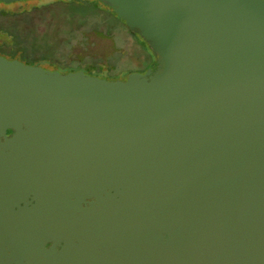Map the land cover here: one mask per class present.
Segmentation results:
<instances>
[{"label":"water","instance_id":"1","mask_svg":"<svg viewBox=\"0 0 264 264\" xmlns=\"http://www.w3.org/2000/svg\"><path fill=\"white\" fill-rule=\"evenodd\" d=\"M98 1L161 69L110 81L0 55V136H65L67 149L112 136L115 195L163 200L170 239L150 257L264 264V0ZM134 250L73 228L0 229V264H145Z\"/></svg>","mask_w":264,"mask_h":264},{"label":"flooded vegetation","instance_id":"2","mask_svg":"<svg viewBox=\"0 0 264 264\" xmlns=\"http://www.w3.org/2000/svg\"><path fill=\"white\" fill-rule=\"evenodd\" d=\"M1 46V56L30 66L21 58L3 54ZM155 56V66L142 74L148 70L155 74L161 69L160 59ZM13 133L6 130L8 136H0V229L15 225L46 232L73 228L94 233L101 241L120 238L128 249L143 252L145 264H222L163 262L150 257L153 249L164 246L163 239H170L161 231L163 200L115 195V150L108 141L112 136H107L102 148L99 146L103 143L94 140V147L86 143L84 148L67 149L65 136ZM53 244L50 241L47 247Z\"/></svg>","mask_w":264,"mask_h":264},{"label":"rangeland","instance_id":"3","mask_svg":"<svg viewBox=\"0 0 264 264\" xmlns=\"http://www.w3.org/2000/svg\"><path fill=\"white\" fill-rule=\"evenodd\" d=\"M66 1L0 3V27L8 29L1 36L2 44L20 48L30 66L62 74L81 68L94 77L124 81L131 74L155 66L154 53L142 49L128 35L108 32L105 24L91 21L77 34L72 33L70 23H58L53 17L54 9Z\"/></svg>","mask_w":264,"mask_h":264},{"label":"trees","instance_id":"4","mask_svg":"<svg viewBox=\"0 0 264 264\" xmlns=\"http://www.w3.org/2000/svg\"><path fill=\"white\" fill-rule=\"evenodd\" d=\"M3 4V3H2ZM5 5V4H4ZM53 17L58 23L68 22L72 25V33H81L82 27L91 21H97L100 24H105L108 32H119L122 35L130 36L142 49L151 51L148 44L144 39L131 31L130 27L125 21H123L110 7L105 6L98 0H68L66 2H60L54 9ZM16 26V25H15ZM17 28V27H15ZM18 29V28H17ZM8 29H2L0 27V44L2 45V53L12 58H21L24 60V53L15 47L14 45L2 44L1 36ZM20 32V30H17ZM153 53V52H152ZM49 54V53H48ZM50 57L51 54H49ZM25 61V60H24ZM26 62V61H25ZM78 72L83 71L81 68H77ZM148 67H146V70ZM85 72V71H84ZM77 73V72H75ZM130 75V74H129ZM113 81L112 79H108Z\"/></svg>","mask_w":264,"mask_h":264}]
</instances>
